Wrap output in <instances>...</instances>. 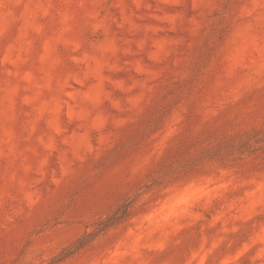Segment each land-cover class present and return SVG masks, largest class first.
Wrapping results in <instances>:
<instances>
[{"label":"rangeland","instance_id":"rangeland-1","mask_svg":"<svg viewBox=\"0 0 264 264\" xmlns=\"http://www.w3.org/2000/svg\"><path fill=\"white\" fill-rule=\"evenodd\" d=\"M23 3L0 38V264H89L145 184L171 218L121 264H264V2Z\"/></svg>","mask_w":264,"mask_h":264},{"label":"clouds","instance_id":"clouds-1","mask_svg":"<svg viewBox=\"0 0 264 264\" xmlns=\"http://www.w3.org/2000/svg\"><path fill=\"white\" fill-rule=\"evenodd\" d=\"M27 7L23 0H0V38L7 31L6 21L9 18H16V9H21L20 14L23 15ZM143 188L144 190L130 188L127 194L130 197V206H144V211L125 218L122 221L120 235L115 238L111 232L105 230L103 239L96 241L100 245V250L90 259L89 264H121L117 257L124 255L133 243L145 241L157 225L164 224L171 218L170 210L162 199H151L153 196L151 185L145 184Z\"/></svg>","mask_w":264,"mask_h":264}]
</instances>
